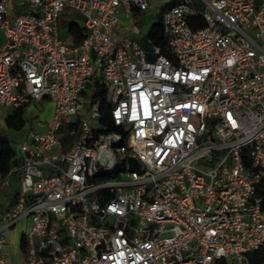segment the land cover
Listing matches in <instances>:
<instances>
[{"label":"built area","instance_id":"obj_1","mask_svg":"<svg viewBox=\"0 0 264 264\" xmlns=\"http://www.w3.org/2000/svg\"><path fill=\"white\" fill-rule=\"evenodd\" d=\"M157 2L0 0V108L54 102L0 173V198L19 181L0 264H15L3 233L21 220L20 264H249L264 248V0H173L170 57L113 38ZM65 10L82 19L76 45L59 36ZM95 83L121 133L98 131Z\"/></svg>","mask_w":264,"mask_h":264},{"label":"rangeland","instance_id":"obj_2","mask_svg":"<svg viewBox=\"0 0 264 264\" xmlns=\"http://www.w3.org/2000/svg\"><path fill=\"white\" fill-rule=\"evenodd\" d=\"M20 0H10L12 3H18ZM157 4L153 9L148 11L136 13L131 15L129 18L119 17L118 25L116 26L115 35L113 38L117 41H124L135 39L140 44V35L145 36L155 22L157 14L160 12L161 8L173 0H157ZM125 11H128L125 9ZM72 23L82 24V19L75 12L65 10L60 14L59 17V36L66 40L68 45H72V37L67 32L68 26ZM3 34L0 32V45L3 43ZM54 102L51 99H46L43 101H35L31 104L28 112L25 114L28 123L20 130L8 129L5 125V119L11 115L9 108H0V136L6 137L14 149L20 144L25 134L30 130H37L35 123L45 124L47 123L53 114ZM19 186V181L14 177H11L10 188L3 191L2 197L0 198V204L6 200H9L12 196V192L17 190ZM29 223L25 220L17 222L14 227L4 232V236L9 242V249L11 251L10 257L13 263L20 264L21 258L18 253V241L20 238V232L24 229H28Z\"/></svg>","mask_w":264,"mask_h":264},{"label":"trees","instance_id":"obj_3","mask_svg":"<svg viewBox=\"0 0 264 264\" xmlns=\"http://www.w3.org/2000/svg\"><path fill=\"white\" fill-rule=\"evenodd\" d=\"M171 4H165L160 12L156 16L155 22L149 28L147 34L141 40V47L145 50H150L153 47H158L160 53L167 57H170L169 49L165 43L162 34V14ZM204 24L200 21L199 24L193 25V28L203 27ZM67 32L72 37V45H76L80 42L82 38V27L78 23H72L68 26ZM97 87V92L95 94V99L98 101V106L100 109L99 118V130L102 132H122L121 128L115 126L110 118L109 106L110 103L106 97V91L101 84L95 83ZM28 123V119L22 110H18L16 113L9 115L5 119V125L8 129L20 130ZM62 131V129H61ZM73 137H63L62 147L66 149ZM13 156V151L11 148V142L3 136H0V173L5 175L8 173L10 168V161ZM15 179L17 175L14 176ZM256 193L261 198V206L264 208V178L256 186ZM20 249H23V241L21 240ZM245 257L249 264H264V248H258L245 253ZM215 264H224L222 260L216 261Z\"/></svg>","mask_w":264,"mask_h":264},{"label":"crops","instance_id":"obj_4","mask_svg":"<svg viewBox=\"0 0 264 264\" xmlns=\"http://www.w3.org/2000/svg\"><path fill=\"white\" fill-rule=\"evenodd\" d=\"M49 122V121H48ZM47 122V123H48ZM47 123H45V124H39L38 123V126L36 125V123H35V127L37 128V131H43V130H45V128H46V126H47ZM12 201H13V194H12V196H11V198L9 199V200H6V201H4V202H2L1 204H0V208L1 209H3L6 205H10L11 203H12ZM26 223H28V221H25ZM14 227V226H13ZM11 229V228H10ZM25 230L26 229H24V230H22L21 232H20V238H19V241H18V253H19V255H20V258H21V261H20V263L22 262V253H21V249H20V243H21V237H22V234H23V232H25ZM4 232H7V230L6 231H4ZM5 240H6V243H5V245H4V248H3V253L4 254H7L9 257H10V254H11V251H10V249H9V242H8V239L6 238V235H5ZM10 259H11V257H10ZM12 261V260H11Z\"/></svg>","mask_w":264,"mask_h":264},{"label":"water","instance_id":"obj_5","mask_svg":"<svg viewBox=\"0 0 264 264\" xmlns=\"http://www.w3.org/2000/svg\"><path fill=\"white\" fill-rule=\"evenodd\" d=\"M131 163H133V160H130Z\"/></svg>","mask_w":264,"mask_h":264}]
</instances>
